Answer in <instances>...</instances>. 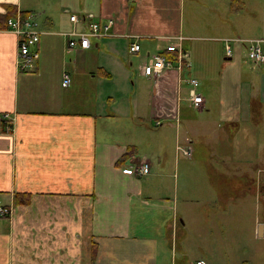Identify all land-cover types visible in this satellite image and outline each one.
Instances as JSON below:
<instances>
[{"label":"crops","instance_id":"crops-1","mask_svg":"<svg viewBox=\"0 0 264 264\" xmlns=\"http://www.w3.org/2000/svg\"><path fill=\"white\" fill-rule=\"evenodd\" d=\"M246 1L0 0V14L2 5L14 6L15 15L26 12L38 34L31 49L37 59L19 69L17 38L0 30V207L9 211L0 218V264H187V229L196 221L201 226L202 210L211 215L216 202L189 193L180 199L179 177L198 161L179 156L176 147L190 140L145 146L152 126L173 121L177 129L183 104L198 113L206 109V97L197 92L201 105L189 103L187 80L197 88L223 80L231 57L215 69L205 63L193 72L189 62V69L177 71L173 64L149 78L139 66L153 55L172 54L173 61L165 48L177 45L176 38L188 57L190 41L229 42L219 31V15L226 5L228 12ZM198 11L212 16L207 37L196 36ZM71 15L112 20L113 26L107 36L90 39L87 50L68 49ZM133 43L139 51L131 54ZM62 74L69 78L64 88ZM237 86L224 100L227 113H236L226 119H237V111L253 116L264 104L263 91ZM115 120L122 122L118 138L103 128ZM143 163L147 175L121 172ZM16 195L28 202L16 203Z\"/></svg>","mask_w":264,"mask_h":264},{"label":"rangeland","instance_id":"rangeland-1","mask_svg":"<svg viewBox=\"0 0 264 264\" xmlns=\"http://www.w3.org/2000/svg\"><path fill=\"white\" fill-rule=\"evenodd\" d=\"M225 8L219 15L218 27L227 34L229 42L199 38L187 43V60L193 72L205 63L215 69L225 57L224 44L228 45L231 60L224 61L230 66L226 68L223 80L201 83L196 92L206 97V109L198 113L183 104L177 129L173 121L160 123L158 128L152 126L153 132L160 129V134L159 130L152 132L145 147L152 143V150L159 142L161 145L164 141L167 146L174 144L175 140L180 144L190 140L193 154L187 159L198 162L186 178L179 177L180 199L189 193V198L192 196L201 201L200 197H207L208 202H216L211 215L202 210L201 226H197L196 221L187 229L183 241L189 254L187 264H193L196 258L205 259L207 264H264V104L260 111H255L254 115L251 113L253 116L237 111V119H226L236 113H227V104L224 106V100L237 91L234 89L237 85L243 91L252 86L254 94L264 92V67L253 65L246 58L241 42H231L237 37L242 40L264 39V0H248L244 6L236 5L228 12ZM192 19L197 37H207L211 33L212 16L198 11ZM139 56L143 59L142 50ZM223 114L226 116L221 117ZM234 121L235 126H229ZM121 123L115 120L103 128L113 131V138ZM217 173L224 179L218 178ZM259 224L263 225V236L257 233Z\"/></svg>","mask_w":264,"mask_h":264},{"label":"built area","instance_id":"built-area-1","mask_svg":"<svg viewBox=\"0 0 264 264\" xmlns=\"http://www.w3.org/2000/svg\"><path fill=\"white\" fill-rule=\"evenodd\" d=\"M68 21L74 26L72 30L67 33L66 48H77L79 50H87L89 48L90 39L105 37L108 35V31L113 26L112 20H107L103 24H100L93 20L91 15H83L80 17L71 15ZM5 30L13 33L17 38V65L19 69H25L27 65L37 59V54L31 49L37 43V32L35 30V24L31 20L30 16L21 18L18 14L12 18H8L5 22ZM177 45L167 46L166 52L173 53L175 59L171 61L164 55H153L150 60L139 66V73L143 77H155L163 70L172 68L173 64L177 71L181 69H189L188 56L185 51H182L179 47L182 38H176ZM241 41L234 40L233 43H239ZM242 47L245 49L246 58L257 66L264 67V40L255 39L245 42H241ZM139 51V47L136 43L129 45L128 53L134 54ZM224 55L227 58L231 57V50L228 45L224 44ZM69 84V78L66 74H62L61 87H67ZM187 84L189 86V103L194 109H197L201 103L202 98L196 93L198 86L197 82L193 79H188ZM1 120H6V115L1 116ZM3 130L9 132L11 127L4 124ZM176 151L183 158H190L192 150L187 144L184 147L177 146ZM127 176H144L148 174V165L140 164L133 168L124 169L121 171ZM9 211L5 208L0 207V218L8 215ZM193 264H203L201 260H195Z\"/></svg>","mask_w":264,"mask_h":264},{"label":"trees","instance_id":"trees-1","mask_svg":"<svg viewBox=\"0 0 264 264\" xmlns=\"http://www.w3.org/2000/svg\"><path fill=\"white\" fill-rule=\"evenodd\" d=\"M3 9V13L0 14V30H5V22L8 18H12L15 13H16V9L14 6L11 5H2L1 6ZM19 16L21 18H25L28 14L26 12H18ZM167 58L169 59H173V55L170 54L169 56H167ZM15 202L18 204H23V203H27L28 199L27 197H25V199H23V196L21 195H16L15 196Z\"/></svg>","mask_w":264,"mask_h":264},{"label":"water","instance_id":"water-1","mask_svg":"<svg viewBox=\"0 0 264 264\" xmlns=\"http://www.w3.org/2000/svg\"><path fill=\"white\" fill-rule=\"evenodd\" d=\"M262 202L264 204V196L262 197ZM262 229H263V225L259 224L257 226V233H258V235L261 233Z\"/></svg>","mask_w":264,"mask_h":264}]
</instances>
